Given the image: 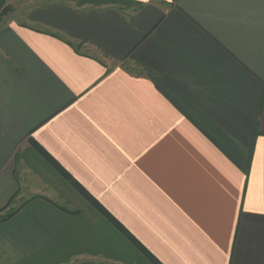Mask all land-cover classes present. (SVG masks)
Here are the masks:
<instances>
[{
	"label": "crops",
	"instance_id": "crops-1",
	"mask_svg": "<svg viewBox=\"0 0 264 264\" xmlns=\"http://www.w3.org/2000/svg\"><path fill=\"white\" fill-rule=\"evenodd\" d=\"M25 19L0 28V264H153L65 174L159 264H264V0Z\"/></svg>",
	"mask_w": 264,
	"mask_h": 264
},
{
	"label": "rangeland",
	"instance_id": "rangeland-1",
	"mask_svg": "<svg viewBox=\"0 0 264 264\" xmlns=\"http://www.w3.org/2000/svg\"><path fill=\"white\" fill-rule=\"evenodd\" d=\"M50 0H1L0 3V28L8 23H25V16L41 3ZM12 209H9V211ZM4 212L2 215L8 213Z\"/></svg>",
	"mask_w": 264,
	"mask_h": 264
},
{
	"label": "trees",
	"instance_id": "trees-1",
	"mask_svg": "<svg viewBox=\"0 0 264 264\" xmlns=\"http://www.w3.org/2000/svg\"><path fill=\"white\" fill-rule=\"evenodd\" d=\"M1 3V0H0ZM47 159L50 160L48 156H45ZM51 161V160H50ZM52 162V161H51ZM67 179L72 183V185L79 190L85 197L86 199L93 205L95 209H97L107 220L111 222V224L121 233L123 236L127 238L135 247H137L143 254H145L153 264H159L151 255H149L136 240L129 234L114 218L111 216L107 215L106 212L103 210V208L94 200H92L83 190L80 188L79 185H77L68 175L65 174ZM10 204V202H9ZM8 207V206H7ZM7 207H5L3 210H0V212H3ZM18 209H12L8 213L1 215L0 216V222H3L10 218Z\"/></svg>",
	"mask_w": 264,
	"mask_h": 264
}]
</instances>
